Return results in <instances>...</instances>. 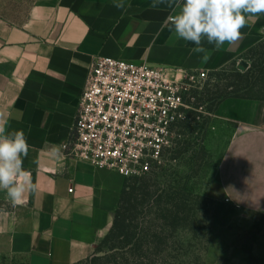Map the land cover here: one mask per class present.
Wrapping results in <instances>:
<instances>
[{"label": "crops", "instance_id": "0c3cea01", "mask_svg": "<svg viewBox=\"0 0 264 264\" xmlns=\"http://www.w3.org/2000/svg\"><path fill=\"white\" fill-rule=\"evenodd\" d=\"M152 2L125 0L117 9L113 0H0V111L6 132L27 136L23 166L36 184L18 205L0 190V264H75L113 224L127 177L67 149L95 56L212 71L264 40L261 13L234 44L217 50L204 40L203 62L204 53L165 23L173 8ZM215 116L234 129L219 169L223 192L249 217L264 219V98L226 96Z\"/></svg>", "mask_w": 264, "mask_h": 264}, {"label": "rangeland", "instance_id": "374dc122", "mask_svg": "<svg viewBox=\"0 0 264 264\" xmlns=\"http://www.w3.org/2000/svg\"><path fill=\"white\" fill-rule=\"evenodd\" d=\"M248 70V77L237 76ZM247 84L250 94L264 89V40L224 67L208 71L206 81L193 91L192 107L175 128L172 147L149 173L127 178L151 186L153 195L134 217L143 228H165L167 250L160 254V264H264V219L249 217L233 204L219 178L234 129L217 119L215 109L223 95ZM176 202L183 206L180 222L172 228L163 215Z\"/></svg>", "mask_w": 264, "mask_h": 264}, {"label": "built area", "instance_id": "2783aa9c", "mask_svg": "<svg viewBox=\"0 0 264 264\" xmlns=\"http://www.w3.org/2000/svg\"><path fill=\"white\" fill-rule=\"evenodd\" d=\"M208 70L97 55L82 93L69 155L123 176L149 173L172 147L178 122ZM73 191V188L70 189Z\"/></svg>", "mask_w": 264, "mask_h": 264}, {"label": "clouds", "instance_id": "9594fccd", "mask_svg": "<svg viewBox=\"0 0 264 264\" xmlns=\"http://www.w3.org/2000/svg\"><path fill=\"white\" fill-rule=\"evenodd\" d=\"M113 3L117 9H125V0ZM164 3L174 12L165 23L177 37L195 45L193 52L204 53L203 62L209 59L204 40L217 50L226 42L234 44L242 38L241 29L248 26L249 19L264 13V0H153L151 7ZM6 125L5 113L0 111V190L18 205L26 193L36 190L31 172L23 166L31 146L24 130L6 132ZM50 154L58 157L59 148L53 146Z\"/></svg>", "mask_w": 264, "mask_h": 264}, {"label": "trees", "instance_id": "16d2710c", "mask_svg": "<svg viewBox=\"0 0 264 264\" xmlns=\"http://www.w3.org/2000/svg\"><path fill=\"white\" fill-rule=\"evenodd\" d=\"M249 73L248 70L245 75L238 73L237 76L248 77ZM249 90L248 84L243 89L237 85L234 93L230 95L264 98V89L258 94H250ZM226 96L229 94L226 93L221 99ZM152 195L149 183L140 180L132 183L127 181L109 232L90 257L75 264H160L159 259L162 257L160 254L167 250L163 246L167 240L165 228L162 231L152 230L150 227L143 228L136 223L134 217L138 206L145 202V198H150ZM170 206L164 210L163 218L165 225L173 228L180 222V209L183 205L182 202H176L175 205ZM102 250L105 254L97 255L96 252Z\"/></svg>", "mask_w": 264, "mask_h": 264}]
</instances>
